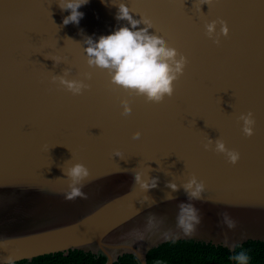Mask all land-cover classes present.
<instances>
[{
    "label": "water",
    "instance_id": "95a60500",
    "mask_svg": "<svg viewBox=\"0 0 264 264\" xmlns=\"http://www.w3.org/2000/svg\"><path fill=\"white\" fill-rule=\"evenodd\" d=\"M67 2L0 0V264L73 249L146 264L170 240L230 252L264 241V0H88L79 23L64 24ZM120 4L141 21L134 31L147 19L148 34L185 58L159 103L88 64L89 38L131 27L116 18ZM60 78L84 87L74 94ZM217 140L239 153L235 164ZM75 164L89 171L74 185L86 199L66 198ZM193 179L199 198L195 184L185 191ZM181 204L197 210L191 235L178 226Z\"/></svg>",
    "mask_w": 264,
    "mask_h": 264
},
{
    "label": "clouds",
    "instance_id": "9594fccd",
    "mask_svg": "<svg viewBox=\"0 0 264 264\" xmlns=\"http://www.w3.org/2000/svg\"><path fill=\"white\" fill-rule=\"evenodd\" d=\"M88 0H68L63 4L62 10H69V15L63 20L64 24L69 22L79 23V19L83 17V13L78 9L82 4H86ZM117 19L127 20L131 27H120L108 35H101L93 42L91 38L87 40L89 45L86 48V54L89 57L88 64L97 66L101 69H107L111 77V83L120 86L126 90L134 91L137 95H145L150 102L159 103L164 99L165 95L169 97L173 93L172 82L178 79V75L182 73L186 63L183 56L176 60L177 52L173 48L165 45V41L156 35L148 34L147 28L151 27L150 21L143 20L147 25L146 28L136 29L141 21L132 19L129 8L124 4L119 5ZM221 31L227 35L228 29L223 21H221ZM216 26V21H212L206 25L207 34L211 35ZM175 67L172 66V64ZM55 79V78H54ZM60 83L66 85L67 89L74 94H78L84 85L75 81H65L60 78ZM124 106L122 115H128L131 109L126 101L121 102ZM244 126L242 131L246 136L253 134L254 120L252 114L241 115ZM140 134L133 133V138H137ZM207 148V145H205ZM216 151L226 153L229 163L235 164L239 159V153L234 150H226L222 141H216ZM119 155V153H115ZM72 181L69 185L70 191L66 198L73 200L77 197L87 198L80 187L74 185L89 176L88 169L82 164H75L68 168L65 173ZM137 182L140 181L139 175L135 176ZM196 185L195 190L189 195L193 198H199V193L203 189L202 184H196L195 179L185 186V191ZM141 187L148 189L155 187V181L151 185L141 184ZM173 190L176 186L170 184ZM227 217V213L222 214ZM178 226L184 231L185 235H191L195 225L199 223L197 210L192 205H180V215L177 218ZM228 226L235 227L234 221H229ZM167 239V238H166ZM232 260L238 261L239 264H249V256L240 251L237 255L231 257ZM11 264V261H9Z\"/></svg>",
    "mask_w": 264,
    "mask_h": 264
},
{
    "label": "trees",
    "instance_id": "16d2710c",
    "mask_svg": "<svg viewBox=\"0 0 264 264\" xmlns=\"http://www.w3.org/2000/svg\"><path fill=\"white\" fill-rule=\"evenodd\" d=\"M244 251L249 256V264H264V241L247 240L236 244L230 252L221 245H212L190 239L170 240L150 248L145 253L146 264H239L231 257ZM105 257L100 254L68 250L21 259L11 264H103ZM9 264V263H7ZM112 264H138L132 254H122Z\"/></svg>",
    "mask_w": 264,
    "mask_h": 264
}]
</instances>
